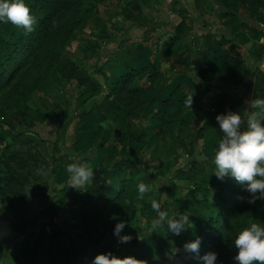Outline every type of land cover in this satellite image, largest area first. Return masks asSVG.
I'll return each instance as SVG.
<instances>
[{
  "label": "crops",
  "instance_id": "1",
  "mask_svg": "<svg viewBox=\"0 0 264 264\" xmlns=\"http://www.w3.org/2000/svg\"><path fill=\"white\" fill-rule=\"evenodd\" d=\"M81 15L63 52L87 75L81 84L63 78L76 114L65 124L67 149L52 162L51 187L28 196L42 214L21 224L22 206L6 219L17 245H2L0 233L6 255L0 264H93L109 252L144 264H181L192 253L184 246L195 240L199 222L206 226L228 203L235 184L215 175L212 157L223 135L217 115L237 112L245 131L247 117L261 111L251 101L264 98V0H82ZM129 71V88L147 85L155 74L156 87L139 102L115 106L111 88ZM260 119L264 124V114ZM73 163L93 171L79 188L66 171ZM125 178L150 190L135 201L130 224L117 236L121 222L108 223ZM152 200L168 214L159 224ZM185 216L188 224L174 234L168 219ZM79 218L81 235L72 231ZM251 222L264 227V198L251 204ZM123 236L131 239L122 242Z\"/></svg>",
  "mask_w": 264,
  "mask_h": 264
},
{
  "label": "trees",
  "instance_id": "2",
  "mask_svg": "<svg viewBox=\"0 0 264 264\" xmlns=\"http://www.w3.org/2000/svg\"><path fill=\"white\" fill-rule=\"evenodd\" d=\"M27 5L36 20L33 31L27 32L9 22L10 34L4 37L0 50V92L8 87L1 95V104L20 102L33 91L41 89L52 74L67 80L74 78L79 84L87 78L83 69L63 56L67 41L82 22V0H28ZM180 30L182 24L177 26L175 37L179 36ZM132 74V71L121 74L113 84L111 102L115 106L139 102L156 87L155 74L147 85L129 88L127 83ZM234 182L228 203L207 219L206 226L199 222V233L195 237L200 241L199 251L192 252L181 264H205L203 258L208 253L216 254L215 264H239L235 260L238 250L234 240L249 225L252 203L248 201L252 199V194L247 191L246 185L235 179ZM138 197L136 183L130 178L123 179L113 199L108 226H113L112 220L128 226Z\"/></svg>",
  "mask_w": 264,
  "mask_h": 264
},
{
  "label": "rangeland",
  "instance_id": "3",
  "mask_svg": "<svg viewBox=\"0 0 264 264\" xmlns=\"http://www.w3.org/2000/svg\"><path fill=\"white\" fill-rule=\"evenodd\" d=\"M25 2L27 4L28 0ZM10 29L8 23L0 21V50ZM73 44L74 41H71L66 47L71 49ZM42 88L20 102L16 100L7 105L0 103V233L5 234L2 245H14L10 242L13 240V231L6 223L7 218H16L14 209L24 206L23 211L18 213L21 224L25 220L37 218L45 210L34 208L35 204L29 197L36 192L45 193L51 187L52 162L62 157L67 149L64 143L67 138L65 124L71 114L76 115L71 110L69 81L56 74V77L46 79ZM6 89L8 87L1 90L0 99ZM73 89L76 91V84H73ZM56 121L57 129H53ZM43 125L51 126L43 128ZM35 197L32 198L38 199ZM79 223L81 225H77V228L72 227L73 232L80 233L78 230L84 228L80 218ZM2 245L1 259L6 256L1 253Z\"/></svg>",
  "mask_w": 264,
  "mask_h": 264
},
{
  "label": "clouds",
  "instance_id": "4",
  "mask_svg": "<svg viewBox=\"0 0 264 264\" xmlns=\"http://www.w3.org/2000/svg\"><path fill=\"white\" fill-rule=\"evenodd\" d=\"M0 21L10 22L15 27L23 28L27 32L33 31V25L36 23L25 0H0ZM191 103L192 95H189L186 105L190 107ZM251 107L261 111H253L247 117L245 131L240 130L242 118L237 112L229 111L227 114L217 115L216 120L223 135L217 142L212 160L215 165L216 177L222 180L225 176H231L238 183L246 185L247 191L253 196L248 202L255 203L256 199L264 198V166H261L264 164V124L260 119L264 114V98L252 100ZM207 158V156L202 157V159ZM66 171L71 174L72 186L77 188L89 182L93 176L91 167L75 163L67 165ZM149 190L148 185L140 183L138 198L143 199L144 194ZM257 192L260 194L259 197L256 196ZM151 207L159 215L155 224H159L167 218V212L160 211V204L157 201L152 200ZM168 224L170 230L178 235L185 224H188V219L186 216L179 221L168 219ZM123 228L124 224L118 223L114 234L119 236ZM130 239V236L121 237L122 242H128ZM234 244L238 250L235 260L239 264H253L254 261L264 264V227L259 223L251 222L247 227H244L235 237ZM199 245L200 241L197 239L185 244L184 247L188 251L198 252ZM203 259L205 264H215L216 254L208 253ZM93 264H144V262L133 256L120 258L109 252L97 254Z\"/></svg>",
  "mask_w": 264,
  "mask_h": 264
}]
</instances>
